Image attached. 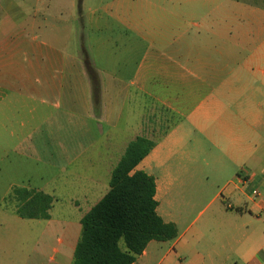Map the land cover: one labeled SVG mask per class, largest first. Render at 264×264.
<instances>
[{"label":"crops","instance_id":"1","mask_svg":"<svg viewBox=\"0 0 264 264\" xmlns=\"http://www.w3.org/2000/svg\"><path fill=\"white\" fill-rule=\"evenodd\" d=\"M224 5L0 0V201L53 197L49 219H22L45 221L42 239L61 231L56 264H73L82 218L138 138L153 147L133 172L155 179L178 237L133 264H264V21L252 19L264 10ZM174 192L213 193L218 210L181 227L160 212Z\"/></svg>","mask_w":264,"mask_h":264},{"label":"trees","instance_id":"2","mask_svg":"<svg viewBox=\"0 0 264 264\" xmlns=\"http://www.w3.org/2000/svg\"><path fill=\"white\" fill-rule=\"evenodd\" d=\"M88 70L97 109L99 83L90 66ZM152 147L153 143L142 138L128 146L113 170L110 190L82 218L73 264H133L150 241H172L178 237L176 225L166 223L157 213L155 179L142 171L133 172ZM11 194L19 217L50 218L52 196L23 188H15Z\"/></svg>","mask_w":264,"mask_h":264},{"label":"rangeland","instance_id":"3","mask_svg":"<svg viewBox=\"0 0 264 264\" xmlns=\"http://www.w3.org/2000/svg\"><path fill=\"white\" fill-rule=\"evenodd\" d=\"M236 1L225 0V9L239 11L251 6L264 10V0ZM252 19L256 21L257 25H260L264 21V14L258 12ZM240 21L242 24H247L249 17H241ZM83 56L88 60V55L83 54ZM2 195L0 193V196ZM213 195V193L203 194L202 198L197 193L178 194L174 192L165 194L161 199L162 208L160 212H171L180 218L182 216L181 227H186L193 222L195 225H199L209 214L218 210L219 204L217 202L211 203ZM5 197L0 201V264H56L59 256L55 253V249L59 251L64 249L59 240L63 238L61 231L56 230L52 234L53 238L42 239L40 236L45 232L46 222L22 219L16 212L17 203L13 200L12 194L8 193ZM170 200L175 204L174 208L171 209L168 206ZM189 203L191 205H187ZM57 213L58 210H55L54 216L56 218ZM261 228H264V225H261ZM27 235L32 237L27 238Z\"/></svg>","mask_w":264,"mask_h":264},{"label":"built area","instance_id":"4","mask_svg":"<svg viewBox=\"0 0 264 264\" xmlns=\"http://www.w3.org/2000/svg\"><path fill=\"white\" fill-rule=\"evenodd\" d=\"M253 196H255L256 198L260 196V193L257 190L253 191Z\"/></svg>","mask_w":264,"mask_h":264}]
</instances>
